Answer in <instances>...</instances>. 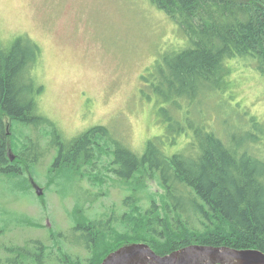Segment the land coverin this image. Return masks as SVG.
I'll return each mask as SVG.
<instances>
[{"label":"rangeland","instance_id":"rangeland-1","mask_svg":"<svg viewBox=\"0 0 264 264\" xmlns=\"http://www.w3.org/2000/svg\"><path fill=\"white\" fill-rule=\"evenodd\" d=\"M19 38L39 48L30 75L40 88L36 113L50 126L4 119L21 172L0 175V264H10L19 249L27 259L40 254V264L85 263L90 252L77 225L95 222L113 242L131 232L152 199L161 204L156 177L146 176L139 187L134 178L117 179L106 148L117 141L141 155L149 141H163L168 153L186 147L188 137L169 133L161 99L143 82L186 39L149 0H0V46ZM226 68L222 89L181 99L179 112L167 108L175 121L183 123L179 114L188 113L225 144L252 134L249 152L264 159V77L246 60H229ZM94 126H103L109 139L101 140L105 150L95 152L92 165L55 166L59 146L51 129L66 143Z\"/></svg>","mask_w":264,"mask_h":264},{"label":"trees","instance_id":"trees-1","mask_svg":"<svg viewBox=\"0 0 264 264\" xmlns=\"http://www.w3.org/2000/svg\"><path fill=\"white\" fill-rule=\"evenodd\" d=\"M149 2L180 28L186 45L163 56L155 66L156 76L151 82L143 78V82L161 99L164 107L159 112L169 133L187 136L188 143L168 153L163 150V141H149L144 152L137 155L119 142L109 141L110 172L125 182L134 178L138 187L146 176H155L163 198L160 205L152 199L141 220L134 221L131 232L117 234L113 242L95 222L77 225L74 232L80 234L90 252L87 261L80 264H101L120 247L141 243L158 256L190 245L264 254V159L251 154L245 142L255 136L245 134L236 139L233 135V141L225 144L206 127L193 123L188 113L179 114L182 123L175 121L167 108L176 107L179 112L181 99L192 102L203 96V91L207 94L222 89L227 62L232 59L252 63L264 77V0ZM38 53V46L24 38L7 48L0 46V175L21 172L17 157L9 160L11 124L4 119L34 127L50 126L36 113L40 88L35 86L30 67ZM51 130L59 146L54 165L74 171L91 166L95 152L105 150L101 140L109 139L103 126H94L66 143ZM166 139L174 145L173 137ZM20 253L19 249L8 262L40 264V254L27 259Z\"/></svg>","mask_w":264,"mask_h":264},{"label":"water","instance_id":"water-1","mask_svg":"<svg viewBox=\"0 0 264 264\" xmlns=\"http://www.w3.org/2000/svg\"><path fill=\"white\" fill-rule=\"evenodd\" d=\"M11 155V156H10ZM14 156L9 152V160ZM36 194L41 195L39 189ZM101 264H264L258 250L190 245L165 256L156 255L145 244H128L108 254Z\"/></svg>","mask_w":264,"mask_h":264}]
</instances>
